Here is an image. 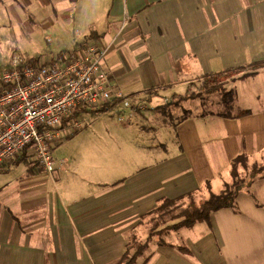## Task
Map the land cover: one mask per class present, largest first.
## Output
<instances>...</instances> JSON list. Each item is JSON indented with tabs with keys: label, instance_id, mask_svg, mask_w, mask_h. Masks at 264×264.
Returning <instances> with one entry per match:
<instances>
[{
	"label": "crops",
	"instance_id": "crops-1",
	"mask_svg": "<svg viewBox=\"0 0 264 264\" xmlns=\"http://www.w3.org/2000/svg\"><path fill=\"white\" fill-rule=\"evenodd\" d=\"M79 1L73 18L82 15V1L88 8ZM22 2L0 0V7ZM25 2L41 7L52 26L63 15L58 3L71 5ZM77 32L82 39L60 47L49 62L97 45L116 90L146 103L157 99L150 111L125 110L128 122L139 114L154 123L156 111H169L209 76L264 62V0H110L105 19L97 23L88 14ZM225 91L216 101L225 112L190 111L178 121L171 132L176 145L155 125V134L145 133L140 120L109 123L113 104L105 112L77 113L81 120L89 113L99 118L68 144L70 157H54L53 175L25 158L0 167V264H117L133 233L147 239L143 217L162 200L200 194L207 181L215 187L240 154L262 155L264 68L235 75ZM244 111L250 114L239 117ZM236 202L237 211H215L210 224L154 237L137 264L147 257V264H264V179Z\"/></svg>",
	"mask_w": 264,
	"mask_h": 264
},
{
	"label": "built area",
	"instance_id": "built-area-1",
	"mask_svg": "<svg viewBox=\"0 0 264 264\" xmlns=\"http://www.w3.org/2000/svg\"><path fill=\"white\" fill-rule=\"evenodd\" d=\"M104 56L97 45L53 62L14 53L10 66L0 70V167L25 158L53 175L55 145L81 129L80 110L115 104L121 122L125 110H147L143 98L116 90L102 69Z\"/></svg>",
	"mask_w": 264,
	"mask_h": 264
},
{
	"label": "rangeland",
	"instance_id": "rangeland-1",
	"mask_svg": "<svg viewBox=\"0 0 264 264\" xmlns=\"http://www.w3.org/2000/svg\"><path fill=\"white\" fill-rule=\"evenodd\" d=\"M26 1V0H25ZM23 0L22 3H14L9 6L6 4L4 8L0 7V70L6 69L10 66L12 57L15 52H21L29 60L36 62H49L50 57L53 54L57 55L62 53L63 50H59L63 45H69L72 42H78L80 36L77 31L80 32V27L82 25L83 19L86 15L94 17L97 23H100L103 18H106L110 0H85L88 3V8L86 9L85 3L82 1V15L78 18H73L72 15L79 11V3H70L68 7L63 6L58 3L59 13L62 11V17L56 19V26L50 24L48 15L41 10V7H31ZM20 2V1H19ZM80 2V1H79ZM73 12V13H72ZM55 18V12L53 11ZM78 29V30H77ZM81 33V32H80ZM76 47V45L74 46ZM72 50L73 48H68ZM69 50L65 53L69 54ZM68 51V52H67ZM71 53V52H70ZM65 54H63L64 56ZM229 76H222L218 78V82L227 83L229 79L238 74H228ZM224 77V78H223ZM205 82L202 83V86ZM214 83V81H213ZM196 88L192 90L191 94L187 99H180L176 103H171L169 111L155 112V122L152 123L151 120L147 121L142 115H137L138 119L134 122L129 121L128 115L124 121H120L116 112H108L107 119L109 123L115 124L118 127L124 124L136 123L141 121L142 129L145 133L149 135L155 134V126L160 127V133L170 134L171 145L175 144V137L171 133L175 129V125L178 121L188 115L191 112H203V111H224L218 108L216 101L218 99L222 101L224 97L228 96V91L223 94H201L204 89ZM156 98L154 101H147L146 105L148 107L147 111H150L156 103ZM204 103V104H203ZM168 109V108H167ZM102 115V114H101ZM99 118V115L95 113H89L85 119L81 120L82 128L79 129L72 137L64 139L55 145L54 157L56 160H66L72 152L69 151L68 144L76 139L79 131L82 129H87L94 119ZM97 121V120H96ZM95 122V121H94ZM167 124V125H163ZM140 125V126H141ZM155 125V126H154ZM155 144H158L155 142ZM71 146V145H70ZM72 149V147H71ZM260 156L254 158L258 161L260 165L264 164V159ZM68 170V168H67ZM229 174L225 173L223 178L215 181V187L213 190L215 192H221L223 190L224 182H229ZM195 200L200 201L208 197L207 191H201L200 194H195Z\"/></svg>",
	"mask_w": 264,
	"mask_h": 264
},
{
	"label": "trees",
	"instance_id": "trees-1",
	"mask_svg": "<svg viewBox=\"0 0 264 264\" xmlns=\"http://www.w3.org/2000/svg\"><path fill=\"white\" fill-rule=\"evenodd\" d=\"M69 1L77 3L79 0ZM261 68H264V62L252 63L232 69L226 74H219L218 76L211 75L203 84L202 89L204 90L201 94L214 95L222 93L225 90V84L218 82V78L223 75L241 74ZM251 74H244V77H248ZM109 107L102 108L101 112H105ZM249 114V111H244L239 117ZM254 158L255 156L243 153L230 163L227 170L230 181L224 182L223 190L220 193L213 192V182L207 181L199 191L208 192L206 199L196 201L194 196L198 192H195L174 200H162L156 210L143 217L141 227L147 231V239L144 242H140L137 234L133 233L126 253L117 264H137L141 257L146 256L145 253L156 236H161L170 230L193 228L201 223L210 224L211 214L223 208H232L237 211V196L241 192H249L253 183L264 179V164L260 165ZM261 158L264 159V153ZM160 245H164V243L160 242ZM177 250L186 256L191 254L187 247H177ZM149 259L150 257L145 258L144 264H147Z\"/></svg>",
	"mask_w": 264,
	"mask_h": 264
}]
</instances>
